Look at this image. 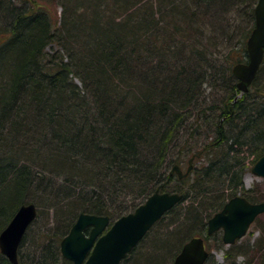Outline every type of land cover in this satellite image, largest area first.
Instances as JSON below:
<instances>
[{"label":"trees","instance_id":"obj_1","mask_svg":"<svg viewBox=\"0 0 264 264\" xmlns=\"http://www.w3.org/2000/svg\"><path fill=\"white\" fill-rule=\"evenodd\" d=\"M233 1L0 0V232L22 204L37 205L34 224L49 214L19 264H73L60 242L80 213L116 219L156 190L183 198L121 264H171L193 236L205 264H241L208 234L231 197L259 202L242 152L254 164L264 152V61L245 93L232 70L257 0L241 1L245 25L225 24ZM193 156L187 176L170 173ZM0 264L12 263L0 252Z\"/></svg>","mask_w":264,"mask_h":264},{"label":"water","instance_id":"obj_2","mask_svg":"<svg viewBox=\"0 0 264 264\" xmlns=\"http://www.w3.org/2000/svg\"><path fill=\"white\" fill-rule=\"evenodd\" d=\"M254 15L255 26L247 40L248 60L233 66V74L242 93L249 91L264 60V0L257 1ZM192 161L193 158L185 172L176 164L171 173L187 176L193 167ZM252 172L264 178V152L252 167ZM182 198L183 194L178 192L156 190L133 212L121 216L110 227L111 220L107 215L80 213L70 232L61 240L62 254L74 264H120L156 221ZM262 213L264 201L252 202L237 194L209 219L208 233L222 229L224 243L234 244ZM37 215L38 208L34 202L22 204L0 233L1 253L12 264H19V246ZM208 256L204 238L193 236L183 245L172 264H205Z\"/></svg>","mask_w":264,"mask_h":264},{"label":"rangeland","instance_id":"obj_3","mask_svg":"<svg viewBox=\"0 0 264 264\" xmlns=\"http://www.w3.org/2000/svg\"><path fill=\"white\" fill-rule=\"evenodd\" d=\"M242 0H234L235 3L231 7V11H227L226 15L229 18L225 21V24H228V22L231 23H238L240 25H245V19L243 16H241L242 12L240 8H243L244 1ZM56 10L59 13L60 7L56 6ZM243 18V19H242ZM217 21H215L216 23ZM218 24V23H216ZM237 25V24H236ZM260 86L264 85V77L261 76V79L259 80ZM254 87V86H253ZM252 87V88H253ZM244 150V149H243ZM242 154L246 157L248 156L246 160L247 169L245 170L243 181L246 189H250L251 196H255L256 199L259 201L264 200V178L261 176H257L252 172V167L254 166V161L256 160L255 154H250L246 148L245 151L242 152ZM194 163V159L192 161V164ZM188 167V160L184 162L183 168L186 169ZM49 218V214L47 211H42L40 219L38 220V224H34L33 227L28 232L29 236L38 235L41 232H44L47 228V222ZM264 244V213L259 215V217L251 224L249 227L248 232L245 234L244 237L239 239L236 243L239 250H241L243 253L238 257V262L240 261L241 264H264L263 259L264 257L260 253L259 245ZM209 245L212 247V254L214 255L216 261L218 263L224 262V251H221L217 248V246H214V242H209ZM34 246H36L34 244Z\"/></svg>","mask_w":264,"mask_h":264},{"label":"bare ground","instance_id":"obj_4","mask_svg":"<svg viewBox=\"0 0 264 264\" xmlns=\"http://www.w3.org/2000/svg\"><path fill=\"white\" fill-rule=\"evenodd\" d=\"M170 173H171V171H170ZM36 219H37V218H36ZM36 219H35V220H36ZM35 220H34V222H35ZM34 222L28 227V229L34 224ZM7 225H8V224H7ZM7 225H6V226H7ZM5 228H6V227H5ZM5 228H3V229H5ZM28 229H27V231H28ZM27 231H26V232H27ZM1 232H2V231H1ZM1 232H0V233H1ZM60 251H61V242H60ZM0 252H1V250H0ZM61 253H62V251H61ZM3 255H4V254H3ZM18 256H19V250H18Z\"/></svg>","mask_w":264,"mask_h":264},{"label":"flooded vegetation","instance_id":"obj_5","mask_svg":"<svg viewBox=\"0 0 264 264\" xmlns=\"http://www.w3.org/2000/svg\"><path fill=\"white\" fill-rule=\"evenodd\" d=\"M114 219H111V221H113ZM89 230H90V227H88L87 229H86V232L88 233L89 232ZM207 247V246H206ZM72 262V261H71ZM73 263V262H72Z\"/></svg>","mask_w":264,"mask_h":264}]
</instances>
